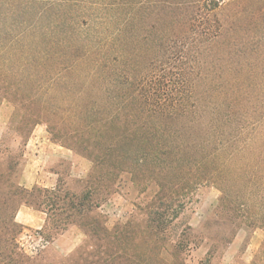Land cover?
I'll use <instances>...</instances> for the list:
<instances>
[{"label":"rangeland","instance_id":"1","mask_svg":"<svg viewBox=\"0 0 264 264\" xmlns=\"http://www.w3.org/2000/svg\"><path fill=\"white\" fill-rule=\"evenodd\" d=\"M101 2L0 0V84L10 85L0 89V264H259L264 230L233 221L231 203L216 211V185L181 183L188 178L185 166L174 175L181 187L167 196L172 174L159 170L148 179L119 148L124 119L107 122L112 102L119 101L99 98L108 70L92 54V38L89 56L79 42V30L92 34L88 27ZM91 98L105 103L93 124L82 114ZM33 132L69 156L49 168L58 174L52 189L59 194L80 197L88 181L98 178L85 206L91 205L89 212L63 213L60 205L42 204L41 231L19 223L15 215L24 198L12 194L21 188L51 190L21 185ZM47 199L42 193L35 200ZM67 222L58 234L56 228ZM70 229L78 230V241L61 246L57 240Z\"/></svg>","mask_w":264,"mask_h":264},{"label":"trees","instance_id":"2","mask_svg":"<svg viewBox=\"0 0 264 264\" xmlns=\"http://www.w3.org/2000/svg\"><path fill=\"white\" fill-rule=\"evenodd\" d=\"M101 1L92 34L79 30V42L89 56L92 38V54L108 70L99 98L119 101L106 118L124 119L119 148L148 179L159 170L172 174L167 196L184 182L216 185V211L231 203L233 221L264 230V0ZM100 100L81 107L92 124L104 112ZM185 166L188 178L179 183L174 175ZM97 180L80 197L39 187L12 194L35 210L47 203L84 214ZM42 193L48 201L38 203ZM256 260L264 264V241Z\"/></svg>","mask_w":264,"mask_h":264},{"label":"crops","instance_id":"3","mask_svg":"<svg viewBox=\"0 0 264 264\" xmlns=\"http://www.w3.org/2000/svg\"><path fill=\"white\" fill-rule=\"evenodd\" d=\"M28 160L22 172L24 188L35 185L52 189L58 180V174L51 171L50 166L59 159H69L65 151L48 140L42 133L33 132L28 140ZM72 159V158H70ZM16 219L22 226L41 231L44 228L46 215L42 211L21 205L16 211ZM78 230L70 229L57 240L61 246H67L78 241Z\"/></svg>","mask_w":264,"mask_h":264}]
</instances>
